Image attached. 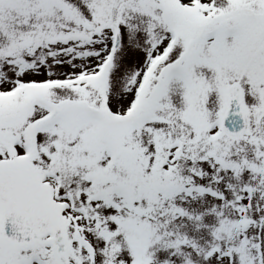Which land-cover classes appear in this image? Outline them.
Listing matches in <instances>:
<instances>
[{
  "label": "snow or ice",
  "instance_id": "snow-or-ice-1",
  "mask_svg": "<svg viewBox=\"0 0 264 264\" xmlns=\"http://www.w3.org/2000/svg\"><path fill=\"white\" fill-rule=\"evenodd\" d=\"M0 264H264V0H0Z\"/></svg>",
  "mask_w": 264,
  "mask_h": 264
}]
</instances>
